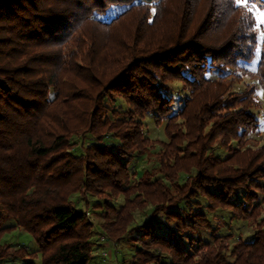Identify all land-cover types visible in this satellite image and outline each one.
<instances>
[{"label":"trees","instance_id":"1","mask_svg":"<svg viewBox=\"0 0 264 264\" xmlns=\"http://www.w3.org/2000/svg\"><path fill=\"white\" fill-rule=\"evenodd\" d=\"M250 1L264 11V0ZM112 7L123 10L104 17ZM130 16L149 35L177 29L148 55L134 46L126 49L129 56L110 57L117 44L106 38ZM252 18L237 0H0V241L21 227L36 246L8 251L0 243V263L91 264L94 227L69 200L81 191L97 199L91 209L103 210L98 227L108 241L128 235L129 245H139L128 264H264V218L257 221L264 146L242 149L259 127L250 110L255 89L230 92L244 76L264 88V44L254 71L239 65L250 63L257 47ZM78 33L104 51L99 63L88 58L79 70L66 51L74 39L83 41ZM98 65L116 67L104 85ZM211 73L217 77L208 78ZM70 74L100 89L91 95L74 84L66 94ZM171 80L188 93L175 112ZM210 87L212 93L205 91ZM117 97L124 111L114 107ZM196 98L200 104L191 113ZM146 116L157 125L166 120L168 141L154 154L142 127ZM218 137L225 158L210 150ZM138 156H153L156 167L131 172ZM119 196L123 204L112 206ZM142 204L151 212L137 225L134 210ZM218 209L250 220L252 237L229 247L205 213ZM7 220L16 225L4 226ZM200 231L211 242H201Z\"/></svg>","mask_w":264,"mask_h":264},{"label":"rangeland","instance_id":"2","mask_svg":"<svg viewBox=\"0 0 264 264\" xmlns=\"http://www.w3.org/2000/svg\"><path fill=\"white\" fill-rule=\"evenodd\" d=\"M242 6H245V8L251 12L253 18L255 20V32H257V42L256 45V50L255 54L253 57V60L250 63L247 62H239V65L243 66L244 68L248 69L249 71H254L257 66L258 62V56H260L263 44H264V11L260 10L255 4L250 1V0H241L240 3H238ZM122 7H112L110 8L109 11H106V15L104 17H107L108 14H111L112 11L114 13L110 16L113 17L118 11H122ZM138 18V17H137ZM137 18L134 16H130L124 20L122 24H118L117 27L113 28L111 34H108V43L115 41L116 43L112 45H116L111 47L110 53L108 54L110 57H118L120 58L123 54H127L129 56L130 50H126L128 48H132L135 46L140 47L143 49H146L144 52L145 55H148L150 51H154L151 49V47L155 48V45H158L160 41L167 42L168 38L171 36V34L176 31V29H173L172 27L169 29L167 28L164 31V34H157V35H152L149 33H146L143 31V29L140 28L137 24ZM168 22V21H166ZM128 23V24H126ZM181 25V22H178ZM178 26V25H177ZM141 27V26H140ZM167 27V26H166ZM174 30V31H173ZM138 35V38H133V35ZM144 36H140L143 35ZM78 35H81L78 33ZM169 35V36H168ZM83 39L80 44H78V39L75 41V39L70 42L69 46H67L66 51H72V54L75 56L72 58L73 65L76 67L78 70L82 68V65H86V63H89L88 58L92 59V62L94 63H99L101 60V55L104 52L102 44H100L96 39L90 38L89 34H83L81 35ZM172 37V36H171ZM150 38V39H149ZM161 39V40H160ZM167 39V40H166ZM91 40H96L98 42V46H91ZM170 40V39H169ZM82 45V46H81ZM152 45V46H151ZM81 46V47H80ZM110 46V45H109ZM108 46V47H109ZM101 50V52L98 51L95 52L93 51L94 49ZM150 48V49H149ZM79 52V53H78ZM96 53V54H95ZM88 61V62H87ZM99 66V65H98ZM100 67V71L97 72L96 74L99 77L104 78L103 85L108 81L109 76H112L114 72L116 71V67L114 66H109ZM103 70H106L103 73ZM84 71V70H82ZM71 75V74H70ZM208 78H216L217 75L216 73H211L207 75ZM97 78V77H96ZM67 82L63 87V92L66 93L67 90H70V88L74 86V84L83 87V91H86V93L93 95L100 89L95 84L87 83L83 80H80L79 78L74 77L73 75L69 76L66 78ZM93 79V78H92ZM168 87H170V91L168 92L172 97H174L175 103L173 106L174 112L180 108H182V105L178 101V99L182 100L185 97H187V94L181 87V83L177 80H171L168 81ZM230 92H242L247 88V86H253L255 89V95L252 96L255 98V106L252 107L250 110L254 113V115L257 118V122L259 123V127L257 128L255 133H251L247 135L246 138L247 141L245 142L246 145H243L242 149H248V151H257L259 147L264 146V88L262 85H259L256 83L255 79L250 78L248 76H244L240 81H235L230 84ZM205 91H209V93H212V88H207ZM67 94V93H66ZM200 99L196 98V102L191 105L189 108L190 112L192 113L193 110L196 111L197 106L199 107L200 104ZM114 107H119L121 111H124L127 106L126 103L123 102V99L121 98H116V101H114ZM82 106H80L81 108ZM78 108V110L80 109ZM73 119V118H72ZM74 120V119H73ZM71 120V121H73ZM70 121V122H71ZM69 122V123H70ZM178 124L183 123V119H179L177 121ZM142 124L144 127V135L145 137L150 140L153 145H148L149 150L151 154L156 153L157 151H162V146L161 143L167 142V136L165 133V124L166 120L162 121L161 124L157 125L153 122L151 116H146L145 119L142 121ZM211 125L205 126V134L209 132ZM177 130V129H175ZM220 137L216 138L214 141H212V148L210 150L214 151L216 155L219 158H225L227 153L221 149L220 143ZM91 139L87 140V142H84V146H86ZM76 148L73 150L74 154L80 153V143L78 140H76ZM231 143H235L232 141ZM238 149V147H237ZM241 149V148H240ZM208 152V151H207ZM238 157H240L238 155ZM156 162L154 160L153 156H138L133 159L132 165H130L131 172L136 173L138 176L141 175L142 172L148 170L149 168H154L156 167ZM179 181L180 183H183L184 179L186 178L184 174L180 175ZM264 185V181L262 182ZM82 192L79 191V193H74L71 194L70 196V202L77 208L78 210L84 211L86 213V216L88 217V220L90 223L93 225L94 229L92 232V236L90 238V241L92 242L93 246V253L95 255L94 259L91 261V264H128L130 261V257L133 256L134 251L136 248H138L139 245H129V236L127 235L125 238L119 240L118 243H113L111 241H108L106 239V235L102 232V230L98 227V224L102 222L103 217L102 213L103 210H93L90 207L94 203L97 202V199L95 197L86 195V194H81ZM124 201V196H119L114 199L111 198V205L118 207L119 205H122ZM200 203L205 204L203 199H200ZM262 205V211L257 218V221H260L262 218H264V201L261 202ZM139 204V203H138ZM137 205V204H135ZM143 205V204H142ZM87 206V207H86ZM145 207V208H144ZM143 210H139L141 208H137L134 210V224L141 225L143 222L146 221L147 217H149L150 212H151V207H148L147 204H144ZM205 211V209H202ZM207 211V210H206ZM206 215L208 216V220L210 224L212 225V228H215L217 230L218 236H221L224 238V241H226V244L231 247L233 246L237 240H242V241H247L249 238L252 237L253 233L255 232V228L251 227V221H240L238 219H231V213L228 210L224 209H218L214 212H205ZM161 215V214H160ZM161 218L163 221H165V224L170 225L165 218L161 215L158 216ZM16 224L14 223L13 220H7V222H4V226L6 227H12L15 226ZM163 228L162 230H164ZM200 239L201 242H211L212 237L210 234L206 231H200ZM2 246H6V250L10 251L12 249L19 248L20 246H27V250L29 252L34 251L36 248L34 241L31 239V236L28 235V233L22 229L21 227H15L13 230H11L9 233L6 235H3L2 240L0 241ZM27 260V259H26ZM39 257L34 260L36 263H39ZM1 264V263H0ZM5 264H21L19 260H14V261H6Z\"/></svg>","mask_w":264,"mask_h":264},{"label":"snow or ice","instance_id":"3","mask_svg":"<svg viewBox=\"0 0 264 264\" xmlns=\"http://www.w3.org/2000/svg\"><path fill=\"white\" fill-rule=\"evenodd\" d=\"M240 2H241V0H237V3H240ZM152 11H153V14H155V11H156L155 8H153Z\"/></svg>","mask_w":264,"mask_h":264}]
</instances>
